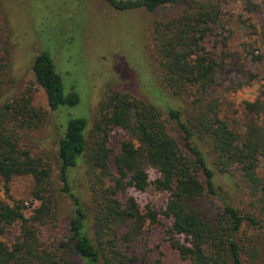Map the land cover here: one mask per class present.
<instances>
[{"label":"trees","instance_id":"16d2710c","mask_svg":"<svg viewBox=\"0 0 264 264\" xmlns=\"http://www.w3.org/2000/svg\"><path fill=\"white\" fill-rule=\"evenodd\" d=\"M104 1L118 10L155 13L189 0ZM223 17L220 1L208 0L180 16L155 20L160 76L155 81L145 75L151 98L108 90L92 126L86 118H69L67 108L79 105L80 98L74 91L65 94L51 55L33 60V85L43 90L48 113L62 120L57 176L72 211L62 236L48 241L43 228L61 229L57 188L51 162L22 144L21 134L41 128L48 115L33 105L30 87L0 106V264H135L119 245L120 229L129 228L121 240L130 245L147 222L160 223L161 213L150 205L142 210L126 193L150 187L169 193L163 214L172 220L171 236L184 238L173 240V247L187 264H264V84L262 98L245 103L244 119L222 115L215 93L230 72L229 55L208 49L206 42ZM250 55L264 63V53ZM7 67L0 48V88ZM247 73L250 81L256 78ZM117 129L132 139L120 142L112 165L109 140ZM81 169L89 177V202L77 184ZM150 169L159 174L153 181ZM18 176L34 182L31 195L39 205L31 217L25 205L2 199V188ZM17 224L20 234L7 244L3 236Z\"/></svg>","mask_w":264,"mask_h":264},{"label":"rangeland","instance_id":"374dc122","mask_svg":"<svg viewBox=\"0 0 264 264\" xmlns=\"http://www.w3.org/2000/svg\"><path fill=\"white\" fill-rule=\"evenodd\" d=\"M206 1L189 0L182 6L161 7L150 13L145 9L118 10L104 0H0V48L8 62L0 88V106L31 87L33 105L48 114L41 128L21 134L23 146L33 154L43 155L54 169L61 229L43 228L48 241L62 236L72 207L70 199L59 191L61 185L57 176L62 120L59 114L48 113L43 90L33 85V60L44 52L51 55L62 76L65 94L74 91L80 98L79 105L67 108L69 118H86L92 126L97 107L108 90H121L136 98H151V86L145 75L152 74L155 81L160 76L153 42L154 21L180 16L196 2ZM219 1L224 10L223 23L216 35L208 38L206 47L229 55L225 61L230 72L223 74V84L215 97L220 100L226 119L241 121L246 117L245 103L262 98L264 63L253 62L250 54L264 53V0ZM225 38H228V46L223 48ZM241 68L256 78L250 81L247 72H240ZM130 139L122 129L110 133L112 165L120 142ZM148 172L151 181L159 176L154 169ZM260 173L264 175V159L260 163ZM77 177L78 188L89 202V177L83 169ZM33 188L31 178L15 177L2 188V199L11 206L25 205V215L31 217L33 209L39 205L33 201ZM126 196L133 197L142 210L150 205L161 215L159 224L149 226L147 222L143 233L130 245L121 240L129 228H121L119 245L124 252L137 259L135 264H156L158 261L187 264L173 247V240L184 242V238L171 236L172 220L163 214L169 193L153 187L146 192L129 188ZM19 234L20 225L17 224L4 234L3 240L12 244Z\"/></svg>","mask_w":264,"mask_h":264}]
</instances>
